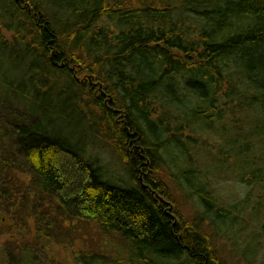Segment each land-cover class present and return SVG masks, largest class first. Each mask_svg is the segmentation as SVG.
<instances>
[{
	"label": "trees",
	"instance_id": "16d2710c",
	"mask_svg": "<svg viewBox=\"0 0 264 264\" xmlns=\"http://www.w3.org/2000/svg\"><path fill=\"white\" fill-rule=\"evenodd\" d=\"M49 1L0 0V264H228L213 234L234 206H216L197 156H243L226 173L261 192L250 212L264 221V0ZM65 115L130 186L53 131ZM230 130L243 132L232 157ZM166 172L180 190L201 178L190 217Z\"/></svg>",
	"mask_w": 264,
	"mask_h": 264
},
{
	"label": "rangeland",
	"instance_id": "374dc122",
	"mask_svg": "<svg viewBox=\"0 0 264 264\" xmlns=\"http://www.w3.org/2000/svg\"><path fill=\"white\" fill-rule=\"evenodd\" d=\"M65 0H51L48 5L50 9L56 13L59 12V3ZM70 6L77 5V0H67ZM134 2V0H133ZM72 119V122H61L55 117H50L55 120V124L51 125V128L56 130L61 136L71 137L73 142L77 140L83 145L84 151L89 156L91 160L96 163V165L101 169L103 176L106 180H115L118 185L122 187H128L131 185L128 176L123 169L120 161L115 158L109 151L108 147L103 142H100L96 137H94L90 132H88L85 127L82 128L83 122H79L78 115H65ZM189 116V115H188ZM241 118H246V129L248 130L249 125H251L254 120L250 115H242ZM216 118L212 122L215 129H218ZM82 128V129H81ZM244 130V128H243ZM243 137V132L230 130L224 137L225 140H237L236 144L231 145V157L234 155V151H240L243 147V142L240 138ZM264 138V135L262 136ZM214 143V142H213ZM220 141L216 138L214 146H218ZM257 153L260 152L264 154V139L260 146L255 149ZM169 150L170 158L174 155ZM202 158V163L204 170L209 171L208 174L211 178V188L212 196H217V207H229L234 206L232 210L235 213L225 216L222 222H225V226L222 229H216L213 237L215 239L216 246L219 253L223 256L228 264H264V221L257 222L255 220L254 214L251 211V205L258 206L259 203L255 202L253 199L260 195L261 192L255 186H247L244 182H239L233 174H227L226 168L231 171L242 168L246 170L248 165H245L243 156H234L235 162L226 164L223 160L216 161L213 160L216 155L213 152H208L199 157ZM248 157V155H246ZM160 162L166 165V159L162 158ZM201 160V159H200ZM221 162V163H220ZM260 161H258L259 163ZM183 162L178 161L177 166H170L172 172L178 168H185ZM229 166V167H228ZM241 170V169H240ZM242 171V170H241ZM167 175L168 172L164 173V181L167 180V185L169 192L174 198L179 209L183 212L186 217H190L194 210L198 209L195 196L187 197L185 194L190 192L192 189L202 187V180L200 177L188 178L189 185L182 178H178L179 182L182 184V189L180 190L177 183L172 181ZM245 191L252 192V200L246 205V208L242 206V201L245 195ZM261 203H264V197ZM224 228V229H223Z\"/></svg>",
	"mask_w": 264,
	"mask_h": 264
}]
</instances>
